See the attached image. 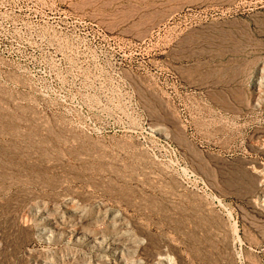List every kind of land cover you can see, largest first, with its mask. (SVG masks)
Instances as JSON below:
<instances>
[{"label": "rangeland", "instance_id": "rangeland-1", "mask_svg": "<svg viewBox=\"0 0 264 264\" xmlns=\"http://www.w3.org/2000/svg\"><path fill=\"white\" fill-rule=\"evenodd\" d=\"M0 264H264V0H0Z\"/></svg>", "mask_w": 264, "mask_h": 264}, {"label": "bare ground", "instance_id": "bare-ground-1", "mask_svg": "<svg viewBox=\"0 0 264 264\" xmlns=\"http://www.w3.org/2000/svg\"><path fill=\"white\" fill-rule=\"evenodd\" d=\"M53 220V219H52ZM66 223V222H65ZM68 224V223H67ZM66 225V224H65ZM59 228V227H58ZM96 239V238H95ZM114 244L115 245H117V246H119L120 244H118V243H116V242H114ZM117 253H118V251H117ZM129 263V262H128Z\"/></svg>", "mask_w": 264, "mask_h": 264}]
</instances>
